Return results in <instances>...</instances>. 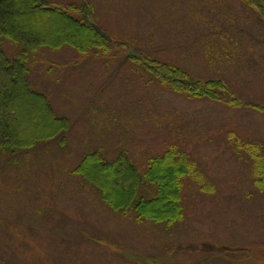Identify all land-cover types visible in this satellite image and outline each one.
I'll list each match as a JSON object with an SVG mask.
<instances>
[{
  "label": "rangeland",
  "instance_id": "1",
  "mask_svg": "<svg viewBox=\"0 0 264 264\" xmlns=\"http://www.w3.org/2000/svg\"><path fill=\"white\" fill-rule=\"evenodd\" d=\"M46 1L85 7L74 14L111 49L31 53L30 86L69 128L64 141L0 153V264H264V192L254 177L264 178L252 152L264 146V113L250 107H264L259 17L237 0ZM3 46L18 55L17 45ZM144 60L223 81L241 105L176 91ZM20 105L16 120H26L30 108ZM234 137L244 140L235 149ZM173 145L190 157L184 217L174 223L113 210L75 173L90 153H125L143 171Z\"/></svg>",
  "mask_w": 264,
  "mask_h": 264
},
{
  "label": "trees",
  "instance_id": "2",
  "mask_svg": "<svg viewBox=\"0 0 264 264\" xmlns=\"http://www.w3.org/2000/svg\"><path fill=\"white\" fill-rule=\"evenodd\" d=\"M237 1L246 10L254 12L264 25V0ZM74 13L85 16V7L74 4L54 7L46 0H0V153L15 154L55 138L64 141L69 123L57 117L47 95L30 86L29 59L31 53L43 47L58 49L70 46L79 52L96 54L111 49L108 37L95 23L87 22ZM51 21L56 23L47 24ZM5 41L18 46V55L9 56L3 46ZM142 65L155 79L176 91L231 103L235 107L241 105L238 99L231 97L223 81L199 80L174 64L144 60ZM21 101L30 108V112L26 120L18 121ZM250 107L264 113L263 106L254 103ZM234 138L235 149L236 143L244 140ZM252 152L256 161L260 159V173L264 178L262 143L254 145ZM189 158L181 147L173 145L159 157L149 159L142 171L125 153L113 161L100 153H90L75 173L93 183L113 210L132 213L134 209L140 221L174 223L184 217L182 194L188 179L184 181V178L190 171ZM254 181L264 192V179L255 174ZM150 185L155 194L147 198L141 191Z\"/></svg>",
  "mask_w": 264,
  "mask_h": 264
}]
</instances>
